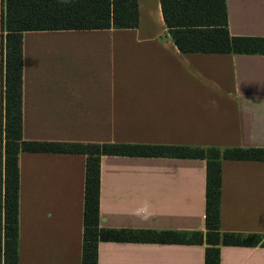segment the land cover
Segmentation results:
<instances>
[{"label":"crops","instance_id":"0c3cea01","mask_svg":"<svg viewBox=\"0 0 264 264\" xmlns=\"http://www.w3.org/2000/svg\"><path fill=\"white\" fill-rule=\"evenodd\" d=\"M232 35L264 36V0H226ZM127 29L23 33L29 140L264 146V54L181 51L160 0ZM2 7L0 0V134ZM18 264H82L86 155L19 153ZM100 225L205 230L206 159L101 157ZM221 228L264 234V160L223 159ZM97 264H205V244L101 240ZM264 264V246H221Z\"/></svg>","mask_w":264,"mask_h":264},{"label":"trees","instance_id":"16d2710c","mask_svg":"<svg viewBox=\"0 0 264 264\" xmlns=\"http://www.w3.org/2000/svg\"><path fill=\"white\" fill-rule=\"evenodd\" d=\"M177 47L194 53L264 54V36L232 35L226 0H160ZM138 0H3L0 134V264L19 260V153L86 155L82 264H97L101 240L205 244V264H221V246H264V234L221 228L223 159L264 160V146L29 140L23 136V33L27 30L127 29L139 24ZM206 159L205 230L110 228L100 225L101 157Z\"/></svg>","mask_w":264,"mask_h":264}]
</instances>
